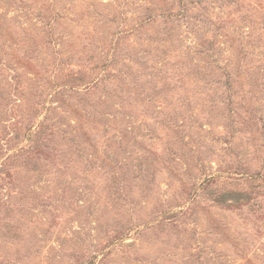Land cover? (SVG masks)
<instances>
[{
	"label": "rangeland",
	"instance_id": "1",
	"mask_svg": "<svg viewBox=\"0 0 264 264\" xmlns=\"http://www.w3.org/2000/svg\"><path fill=\"white\" fill-rule=\"evenodd\" d=\"M0 264H264V0H0Z\"/></svg>",
	"mask_w": 264,
	"mask_h": 264
}]
</instances>
